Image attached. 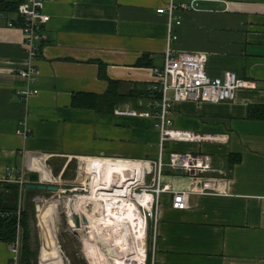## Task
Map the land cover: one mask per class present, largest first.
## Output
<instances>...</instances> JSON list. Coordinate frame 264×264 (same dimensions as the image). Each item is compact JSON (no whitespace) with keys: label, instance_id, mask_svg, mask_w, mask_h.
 <instances>
[{"label":"crops","instance_id":"crops-1","mask_svg":"<svg viewBox=\"0 0 264 264\" xmlns=\"http://www.w3.org/2000/svg\"><path fill=\"white\" fill-rule=\"evenodd\" d=\"M169 1L46 0L48 38L34 84L18 73L27 59L22 30L8 25L16 12L0 20V182L10 172H33L31 162L38 163L43 177L49 178L51 170L62 179L69 177L74 161L88 172L96 159L90 157L157 158L155 118L118 109H149L153 67L163 64L168 44V17L157 8ZM196 1V8L176 12L181 24L174 28L175 52H205L210 76L232 70L254 86L238 90L232 101L174 103L176 128L225 133L227 141L165 142L167 158L171 150L210 152L214 170L205 176L216 186L192 191L184 209L172 206L170 193L162 194L159 219L152 222L151 264H264V0ZM109 80L118 82L124 96L111 108L73 105L74 94H103ZM29 86L39 92L24 100L21 91ZM24 119L27 136L18 131ZM118 158L104 159L126 161ZM102 159L97 163L114 168ZM139 162L134 166L141 177ZM163 181L178 189L194 182L169 167ZM10 255V243L0 241V264H7Z\"/></svg>","mask_w":264,"mask_h":264},{"label":"built area","instance_id":"built-area-1","mask_svg":"<svg viewBox=\"0 0 264 264\" xmlns=\"http://www.w3.org/2000/svg\"><path fill=\"white\" fill-rule=\"evenodd\" d=\"M45 1L22 0L18 5L16 16L8 22L9 26L19 27L23 32L27 63L25 67L18 70V73L29 84L38 82L40 78L41 70L37 64V59L48 38L46 24L50 19V15L44 11ZM197 4L196 0H192L189 3H176L174 0H170L166 6L157 8L159 13H165L168 17V44L163 64L153 67L156 80L155 84L150 86L152 99L149 102V109H118V112L124 114L155 118V127L160 132V150L157 158L133 159L88 156L90 158H118L140 161L139 163L142 164V176L140 177L136 173L131 175L129 179L130 189L126 192L124 198L138 202V197L141 193L147 192L151 194V198L148 201L150 203L149 206L142 205V212L147 220V227L149 220L155 224L159 219L158 211L163 193L167 192L172 195V206L174 208L184 209L189 206V196L192 191L213 190L216 186V180L205 176L207 172L214 170L213 156L210 152L204 150H171L167 160H165V142L180 140L218 144L227 141V134L225 133H198L176 128L173 121L174 103L187 100L197 102L232 101L237 98L238 90L254 86L253 81L238 75L237 72L232 70H227L220 76H210L206 70L208 55L205 52H175L172 43L178 36L174 33V28L176 25L181 24V19L176 17V12L179 9L196 8ZM38 92V88L32 86L23 88L21 91L24 100H28L30 96ZM21 125L22 127L18 131L27 136L30 133L27 121L25 119L21 120ZM78 166L80 169H84L81 168L79 162ZM168 167L173 170L186 172L194 182L186 189L174 188L170 183L163 181V175ZM28 168L40 174L39 180L36 183L49 182L48 184H57L58 190H62L60 187L64 181L55 176L51 170L49 178H45L42 176V171L38 165H32L31 162ZM84 170L86 171V169ZM87 173L86 178H89L91 173ZM5 181L18 182L21 187L28 183L24 171L16 175L10 172ZM80 190L83 191L80 198L81 196H90V185L87 183L80 187ZM10 253L11 255L7 264H21L22 237L20 236V232H18L16 239L10 243ZM145 259H147L146 256Z\"/></svg>","mask_w":264,"mask_h":264},{"label":"bare ground","instance_id":"bare-ground-1","mask_svg":"<svg viewBox=\"0 0 264 264\" xmlns=\"http://www.w3.org/2000/svg\"><path fill=\"white\" fill-rule=\"evenodd\" d=\"M102 158H96L91 163L89 178H84L82 181L90 185V196L81 198L75 203L69 202V223L77 229L73 214H82L87 220L89 233L92 238V245L88 249L87 259L91 264H108L111 261L113 264H146L145 263V231L146 223L142 205L149 206L150 193H141L138 197V202L124 198L126 192L129 191V179L134 173L137 174L134 166L135 160L114 161L108 162L114 168L103 167V163H97ZM35 161V160H34ZM37 162L39 160H36ZM37 165V164H36ZM44 165V164H43ZM39 166V165H38ZM46 170V168H45ZM48 172V171H47ZM49 176V175H48ZM88 200V201H85ZM49 207L43 206L38 216V221L41 229V242L43 253L46 256H51L57 251L55 239L58 235L56 226L58 216V200H48ZM141 204V205H140ZM48 205V204H47ZM82 212V213H81ZM80 217V216H79ZM82 223V222H81ZM135 229L136 234L140 236L143 247L132 250L129 244L130 232ZM122 231L121 239L115 235L112 238L113 231ZM83 235V232H81ZM110 235V237H109ZM100 237L106 240L109 238L113 243L111 246L103 248L100 245ZM108 239V240H109ZM130 246L124 252H114V245L123 244ZM132 250V251H131Z\"/></svg>","mask_w":264,"mask_h":264},{"label":"rangeland","instance_id":"rangeland-1","mask_svg":"<svg viewBox=\"0 0 264 264\" xmlns=\"http://www.w3.org/2000/svg\"><path fill=\"white\" fill-rule=\"evenodd\" d=\"M12 13L10 14V16ZM9 16V17H10ZM9 19L7 17L0 18V20H6ZM165 158L167 159V154L165 155ZM78 166V162L74 161L69 169L70 175L67 178H62L64 183L61 185L60 188L62 190L58 191H48V190H42L39 191V193H35L32 195H25L22 200L23 206H27L30 208L31 212V246L32 249L37 251L36 254H33V258L24 264H91L90 261H88V249L92 245V238L89 233V228L87 223L84 220V217L82 214H79L81 229H77L75 226H71L69 223V202L75 203L80 199V195L83 194V191L80 190V187L84 186L85 183L82 181L83 178H86L87 170L80 169ZM49 183V182H45ZM58 200V216L56 221V226L58 229V235L55 239V243L57 246V251L52 257V259H48V256L45 257L42 255L43 250L41 251V229L40 225L38 224V216L40 214L41 209L45 205V207H49L48 200ZM88 201V200H85ZM39 204V205H38ZM48 204V205H47ZM32 205V208H31ZM38 205V209H37ZM82 213V212H81ZM83 217V220H82ZM152 222L149 220V225L147 227V230L145 231V239H144V245H145V256L147 258L146 253L150 251L153 242V236H154V229L152 232ZM83 232V235H81ZM112 238L115 235H117L120 239L122 234V231H113L112 232ZM130 238H129V244L131 246L132 250H137L143 247V243L141 242L140 236L136 234L135 229L131 230ZM110 237V235H109ZM109 238L107 240L104 237H100V245L103 248H106L108 246H111V241ZM125 241L123 244H116L114 245V252H124L129 248L128 246H125ZM130 249V248H129ZM39 250L40 255L44 256L39 257ZM131 250V251H132ZM128 251V250H127ZM44 254V253H43ZM59 254V255H57ZM58 256V258H57ZM145 263L149 264L147 259H145ZM108 264H113L111 261L108 262Z\"/></svg>","mask_w":264,"mask_h":264},{"label":"trees","instance_id":"trees-1","mask_svg":"<svg viewBox=\"0 0 264 264\" xmlns=\"http://www.w3.org/2000/svg\"><path fill=\"white\" fill-rule=\"evenodd\" d=\"M22 0H2L0 1V11L14 13L17 11L18 5ZM138 64H143L138 61ZM109 88L103 94L91 92H79L73 96V105L78 107H88L98 110L111 108L119 99L122 100V95L119 94L116 86L117 81L109 80ZM66 171H63V176H66ZM30 182L38 181L37 172L27 173ZM0 241L11 243L17 237L18 232L23 238L22 247V262H29L33 258V254L37 251L31 246V212L30 208L23 206L22 200L25 193L30 195L39 193L38 189H28L18 182H0ZM32 208V205H31ZM147 261L151 264V252H147Z\"/></svg>","mask_w":264,"mask_h":264},{"label":"water","instance_id":"water-1","mask_svg":"<svg viewBox=\"0 0 264 264\" xmlns=\"http://www.w3.org/2000/svg\"><path fill=\"white\" fill-rule=\"evenodd\" d=\"M2 1V0H0ZM7 17L8 13L7 12H2L0 11V17ZM25 187L28 189H38V190H48V191H57L58 190V185L57 184H46V183H42V182H28L25 184ZM73 219L76 223L77 226H80V218L79 215L77 213L73 214ZM85 220H87V218H85ZM22 247H23V238H22Z\"/></svg>","mask_w":264,"mask_h":264}]
</instances>
